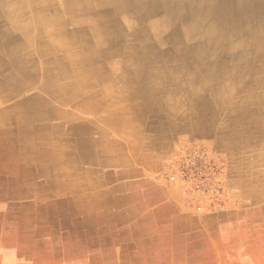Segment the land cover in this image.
I'll use <instances>...</instances> for the list:
<instances>
[{
  "label": "crops",
  "instance_id": "0c3cea01",
  "mask_svg": "<svg viewBox=\"0 0 264 264\" xmlns=\"http://www.w3.org/2000/svg\"><path fill=\"white\" fill-rule=\"evenodd\" d=\"M93 2L96 0H0V173H5L0 177L17 180L16 185L20 187L25 184L22 181L39 178H72L79 181L81 192L82 180H113L112 172L99 177L98 167L113 168L117 164L123 181L130 173H135L138 181L137 189L131 182L126 183L128 189L121 198L122 205L124 201L130 203L124 210L133 213V210L155 208L142 225L135 224L140 232L146 235L154 230L157 235L156 230L170 220L177 237L202 235L201 231L190 234L198 222L183 213V199L178 189H164L146 182V172L157 169V164L161 163L156 149L168 141L170 132H190L199 127L197 132L208 133L213 124L211 120L189 117L190 111L217 112L195 107L204 94H194L193 83L187 79L157 75L138 77L134 74V64L115 63L101 55L93 64L74 59L75 63L64 68L65 51L50 50L40 58L41 51L38 56L35 46L25 44L29 42L28 34H32V41L36 34L38 42L45 47L51 37L68 36L64 39H67L66 47L72 48L74 55L83 56L86 47L97 49L93 39H88V45L82 44L80 36L87 33L86 26L70 20L72 18L64 12L73 8L83 20L88 14L78 12L80 5L91 7ZM42 19L49 20L47 25L38 22ZM35 23L39 26L35 27ZM134 33L136 31L127 32V35L132 37ZM142 39H131L132 46L142 48ZM33 57L39 70L37 77L31 76L33 66L27 64L30 60L26 61ZM161 64L167 67L163 61L146 63L152 72L159 70ZM62 65L64 71H58L52 78L46 77L47 70L54 71ZM37 102L40 107H36ZM160 110L174 111L177 115L169 118L172 128L169 131L151 125L152 120H156L151 116ZM250 111L253 114L254 110ZM256 112L253 115L256 116ZM239 122L245 124L242 120ZM260 137L259 142L264 141V137ZM117 139L121 140L120 146ZM134 148L137 152L132 150ZM135 157L140 168L131 170ZM66 165L71 167L65 168ZM33 185L29 182L30 188ZM96 186L91 183L88 189L84 188L90 190L91 199L97 197L93 192ZM133 198L135 202L131 203ZM114 199L107 194L106 205H114ZM159 211L170 214V218L162 222L157 218ZM223 221L220 216L205 219V223L216 226Z\"/></svg>",
  "mask_w": 264,
  "mask_h": 264
},
{
  "label": "rangeland",
  "instance_id": "374dc122",
  "mask_svg": "<svg viewBox=\"0 0 264 264\" xmlns=\"http://www.w3.org/2000/svg\"><path fill=\"white\" fill-rule=\"evenodd\" d=\"M160 111L151 116L156 118L151 125L171 130L168 121L176 113ZM189 117L209 119L213 124L203 134L197 132L199 127L170 132L168 141L156 149L161 163L157 169H147L146 182L178 189L183 213L198 222L190 234L201 231L202 235L177 237L170 220L156 230L157 235L154 230L146 235L140 232L135 224L142 225L155 208L124 210L130 203L122 205L126 183L135 187L138 181L135 173L123 181L117 164L98 167L99 177L112 172L113 180H82V193L79 181L72 178H39L22 181L28 186L20 187L19 181L4 176L0 177V264H264V141H254L253 129L241 124V115L234 110L190 111ZM117 141L120 146L121 140ZM196 147L224 167L218 169V179L203 196L202 212L194 210L196 202H189L182 187L169 179L179 156ZM139 168L135 157L131 170ZM91 183L97 185L93 191L97 197L92 199L90 190L84 189ZM107 194L115 198L114 205H106ZM211 203L215 208L210 211ZM158 213L162 222L170 218L168 213ZM216 216L223 223H205L206 218Z\"/></svg>",
  "mask_w": 264,
  "mask_h": 264
},
{
  "label": "bare ground",
  "instance_id": "6f19581e",
  "mask_svg": "<svg viewBox=\"0 0 264 264\" xmlns=\"http://www.w3.org/2000/svg\"><path fill=\"white\" fill-rule=\"evenodd\" d=\"M92 4L83 3L77 10L87 12L83 20L73 8L64 12L86 26L87 33L80 36L82 44L88 45L90 38L97 49L86 47L83 56L74 55L66 47L68 36L49 37L51 42L45 47L36 34L33 41L28 34L25 44L35 46L38 56L41 51L40 58L50 50L65 51L64 68L74 59L93 64L101 55L115 63L134 64L138 77L187 79L193 83L194 94H204L195 107L234 110L253 128L256 141L264 136V115L260 116L264 113V0H96ZM38 22L44 25L49 20ZM131 31H136L132 37L127 35ZM131 39H142V48L132 46ZM29 60L27 64L33 66L29 73L39 76L34 57ZM155 61L167 67L161 64L152 72L146 63ZM63 65L47 70L46 77L64 71ZM251 109L253 114L257 111L256 116Z\"/></svg>",
  "mask_w": 264,
  "mask_h": 264
},
{
  "label": "built area",
  "instance_id": "2783aa9c",
  "mask_svg": "<svg viewBox=\"0 0 264 264\" xmlns=\"http://www.w3.org/2000/svg\"><path fill=\"white\" fill-rule=\"evenodd\" d=\"M201 150V147H196L180 155L169 178L182 187L183 193L188 197L189 202L192 200L196 202L194 210L198 212L205 210V206L201 201L214 180L218 179V169L220 171L224 170L222 162L204 157L205 154ZM214 208V204H209L208 209L210 211Z\"/></svg>",
  "mask_w": 264,
  "mask_h": 264
}]
</instances>
